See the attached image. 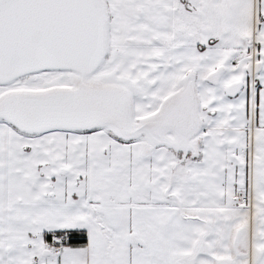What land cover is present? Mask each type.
<instances>
[{
  "label": "snow or ice",
  "instance_id": "1",
  "mask_svg": "<svg viewBox=\"0 0 264 264\" xmlns=\"http://www.w3.org/2000/svg\"><path fill=\"white\" fill-rule=\"evenodd\" d=\"M0 264H264V0H0Z\"/></svg>",
  "mask_w": 264,
  "mask_h": 264
}]
</instances>
